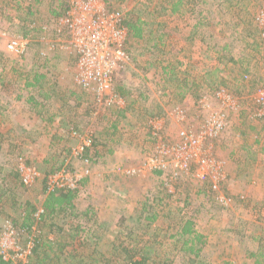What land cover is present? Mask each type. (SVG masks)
<instances>
[{"label":"rangeland","instance_id":"1","mask_svg":"<svg viewBox=\"0 0 264 264\" xmlns=\"http://www.w3.org/2000/svg\"><path fill=\"white\" fill-rule=\"evenodd\" d=\"M8 1L13 3L0 0V86L15 85L17 89L25 83L19 74H27L34 64H46L42 69L49 77L41 78L42 84L69 96L74 103L68 106L74 108L71 112L60 110L62 114L50 125H36L31 115L16 118V123L10 113L0 118V232L8 219L13 222L16 218V226L21 225L25 215L19 214L29 209V204L35 209L43 206L48 172L67 166L73 174H82L86 168L82 158L66 161L82 141L71 134L74 130L81 135L91 131L93 147L82 156L90 157L89 174L80 181L76 210H72L78 211L79 217L70 216L69 210L63 218L66 223L60 221L66 241L71 242L68 232L77 224H82L88 237L94 236L96 222L103 224L98 231L106 237L97 246L104 250L127 228L146 232L151 242L153 235L168 231L166 236L160 235L164 244L154 241L152 245L160 249V255L179 264L187 260L184 253L174 250V240L169 238L176 234V227H166L192 218L206 242V263L264 264V118L253 119L259 107L252 99L255 89L264 88V0H182L177 12L172 8L179 0H103L125 20L140 19L143 38L129 37V61L115 74V86L123 88L126 107L103 110L99 117L89 115L91 96L76 82V55L56 46L61 7L51 0H19L22 9H17L15 0ZM29 7L32 15H28ZM26 32L32 35V42L25 56L8 52L6 44ZM220 89L239 98L236 109L217 98ZM39 93L34 95L44 106L60 108L62 103L56 97L44 101L46 92ZM219 112L227 118L224 130L215 138L204 139L196 152L201 160L210 159L221 166L219 196L231 199L227 206L206 186L213 176L211 164L201 166L189 159L188 172H178L180 176L172 179L171 165L157 175L149 160L158 157L154 126L160 128L158 135L165 144L176 149L169 154L173 169L187 157L177 151L185 142L181 132L197 137L211 115ZM37 132L42 133L41 139ZM58 135L64 136L62 142L51 138ZM53 154L56 158L51 159ZM20 156L40 172L32 185L21 184L17 173ZM199 171L208 172V180H200ZM156 212L160 218L146 230L148 222L139 217ZM43 229L46 235L53 234L45 226ZM27 238V234L22 236L20 244ZM95 240L91 238V242ZM69 255L64 253L56 264H77L82 259Z\"/></svg>","mask_w":264,"mask_h":264},{"label":"built area","instance_id":"2","mask_svg":"<svg viewBox=\"0 0 264 264\" xmlns=\"http://www.w3.org/2000/svg\"><path fill=\"white\" fill-rule=\"evenodd\" d=\"M58 7L63 10V15L57 19L60 26L56 33L60 36L56 46L61 50L74 53L77 57V77L76 82L86 95L91 96V102L88 104L89 115L99 117L103 110H121L126 107L124 97L116 90L115 74L118 69L124 67L129 61V54L126 46L130 37V32L126 26L125 18L118 10H111L103 0H53ZM264 6V5H263ZM264 8V7H263ZM32 42V37H16L6 44L8 52L17 56H25ZM55 45V44H54ZM53 45V47H54ZM253 100L259 109L254 113L253 119L264 118V88L259 87L253 91ZM93 96V100H92ZM217 98L231 109H236L239 98L225 89H220L216 94ZM90 98V97H89ZM205 108V103L202 104ZM182 118V117H181ZM155 121L157 118L154 119ZM227 123V118L223 112L211 115L205 130L197 137L188 135L184 131L181 136L185 139L183 146L177 150L184 152L187 157L182 163L174 166L173 160L169 161V154H174L175 148L165 144L160 137L157 126L153 127V135L158 142L157 156L150 158V163L157 171L165 172L170 166L172 179H177L178 172H188L190 164L189 159L197 160L201 166L211 164L213 176L208 172L199 171L197 177L202 180H209L206 185L213 192H216V199L224 206L231 203V199L219 196L220 184L222 179L221 166L213 164V160H201L196 152V148L206 138H215L223 130ZM73 137L81 139V145L72 149L66 159L67 163L72 158H82L86 168L82 174L72 173L63 166V170L47 174L46 191L47 193L55 192L58 189H77L83 176L89 174L90 161L88 157H82L87 149H91L94 144V135L90 131L84 135L74 130L71 134ZM169 156V157H168ZM164 158H168L166 162ZM18 172L22 183L25 186L32 185L40 177L38 168L34 165L27 164L26 160L20 156L18 158ZM212 162V163H210ZM168 186V184L166 185ZM46 193V194H47ZM43 207H38L34 213L36 222L40 221V214L43 213ZM37 224L29 233L14 225L12 220H6L0 232V255L6 261L13 264H28L33 257L34 242L36 236ZM28 235L24 244H20L22 236Z\"/></svg>","mask_w":264,"mask_h":264},{"label":"trees","instance_id":"3","mask_svg":"<svg viewBox=\"0 0 264 264\" xmlns=\"http://www.w3.org/2000/svg\"><path fill=\"white\" fill-rule=\"evenodd\" d=\"M4 1L9 2L8 0H2V3ZM37 1L39 2V0ZM181 1L182 0H179V2L173 6V12H177V7L181 4ZM51 2L55 3L53 0H51ZM10 3L13 2L10 1L8 4ZM17 5L20 6L19 3H17ZM28 13V15H32L31 7L28 8ZM125 23L130 32V37L135 39L143 38V29L140 25V19L133 20L129 18L125 20ZM196 27L197 25L194 28ZM44 30L46 31V28H44ZM23 37H32V35H29V32H26ZM116 90L121 95H124L122 87H116ZM89 150L90 149H87V152H89ZM88 159L90 160V157H88ZM17 173L19 174L18 171ZM156 174L160 175L161 171H156ZM18 176H20V174ZM21 184L25 186L22 182ZM44 190L45 193H47L46 188H44ZM79 193L80 188L74 190L58 189L55 192L47 193V197L42 206L44 212L40 214L39 222H36L33 216L34 213L37 212V209H35L32 204H29V209L27 208V210H24L23 214H19V217L25 215V220L24 222H21V225L17 224L16 226L15 221L17 220L14 218V225L20 229L26 230L29 233L32 231L33 226L37 224L38 232L36 233V236L33 237V242L35 245L33 248V257H31V260L28 264H56L59 263L64 253L70 254L69 256L74 259H81L82 257V259L79 260L77 264H175V262L168 256L160 255V249H154L152 245L154 241L155 244H164V240L162 241L160 235L163 234V236H166L168 231L161 232V230L159 234L153 235L156 237L155 240L151 242V239L147 238L146 232H134L135 227L133 226L134 228H127L125 229L124 233L120 232L119 236L117 235L112 240L110 239L111 247L104 250L102 247L97 246L99 241L103 243L104 238L106 237L103 232L100 231V233L98 231L100 227H103V224L102 222H96L97 230L96 232L94 230L92 231L96 234H94L92 237H95L97 240L91 242L92 237L87 236L88 232L82 229V224H77L75 226V230L73 229L68 232V236L72 237L71 242L66 241V237L64 235L66 230L60 221L62 223H66V220L63 218H66L69 210H71L70 216L78 219V211L76 213L73 211L76 210L74 201L78 197ZM85 212L83 215L86 214L87 216L88 211ZM159 218L160 214L156 212L155 214H152V216H140L139 220L144 219L146 222H148L145 227L146 230H148L151 228V225ZM44 226L48 228L50 233L53 234L46 235L43 231ZM175 227L176 234H169L171 235L169 238L174 240V250L177 249L179 252L184 253L187 260L184 263L179 264H211L206 263L203 250V246L206 244V242L203 241L204 236L195 229V222L192 220V218L181 220L173 226H167L166 230L174 229ZM55 241L57 242L56 248ZM262 249L264 251V248ZM85 250H88V254L84 253ZM259 252L262 251L260 250ZM261 254L264 253L262 252ZM250 256L256 257V254L250 253ZM34 259H36L35 262H33ZM0 264L13 263L11 261L4 260L0 255ZM223 264H232V262H223Z\"/></svg>","mask_w":264,"mask_h":264},{"label":"crops","instance_id":"4","mask_svg":"<svg viewBox=\"0 0 264 264\" xmlns=\"http://www.w3.org/2000/svg\"><path fill=\"white\" fill-rule=\"evenodd\" d=\"M15 2H16V4L17 3L20 4V6H17V9H19L22 4L20 3L19 0H17V1L15 0ZM36 2H38V1L36 0ZM20 9H22V7ZM45 65L41 66L38 63L34 64L33 70H31L27 74L26 73L25 74H19L18 78L21 77L25 83L20 84L17 89H16L15 85H2V86H0V94H1V96H0V99H1L0 100V118L1 117H8V113H10V118L12 119V122L16 123V121H15L16 118L20 119L19 117L22 116V119H26L29 117V115H31V117L33 118V123H36V125H38L42 122L47 123L46 125H50L52 123H56L55 120L57 119L58 114H62V113H60V110L69 109V112H71V109H73L74 107L68 106V103L69 102L74 103V102H72L69 99L70 98L69 96L66 97L65 95L64 96L60 95L59 92L57 91L58 95H59L58 96V95H56L57 92H56V90L53 89V86L50 85V87H46L48 84H46V83L42 84L41 78L49 77L47 74V70L42 69ZM39 83H40V85H39ZM16 90H18L17 95L15 93H13ZM44 91L46 92V93H44V96H43L44 101H49V100L56 97L57 100L60 103H62L58 106L60 108H57L55 110V109H51L50 106H44L43 100H39L37 97H35V95H34L35 93L40 92L39 94H42ZM12 93H13V95H11ZM7 94H10V96L8 97L9 100H6V101L2 100V99H6L5 96ZM9 104H11L13 106L9 107ZM8 108H9V110H8ZM14 108H20V109H18L19 112L16 111L15 114L12 113L15 110ZM45 108H47V110H43ZM70 119L74 120V117L72 116V117H70ZM68 122H69V120H68ZM46 125L44 126L45 128L43 127L45 130H46ZM53 133H54V131H53ZM11 134L12 133H10V135ZM37 134H38V138L41 139L42 133L39 134L37 132ZM51 138H54V140H56L57 142H62L64 136L58 135L57 137L52 136ZM53 158H56L55 154H53L51 156V159H53Z\"/></svg>","mask_w":264,"mask_h":264}]
</instances>
